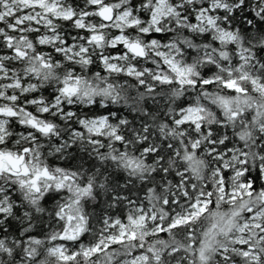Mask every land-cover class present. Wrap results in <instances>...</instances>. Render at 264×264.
I'll list each match as a JSON object with an SVG mask.
<instances>
[{
  "label": "snow or ice",
  "instance_id": "6c2138e0",
  "mask_svg": "<svg viewBox=\"0 0 264 264\" xmlns=\"http://www.w3.org/2000/svg\"><path fill=\"white\" fill-rule=\"evenodd\" d=\"M0 264H264V0H0Z\"/></svg>",
  "mask_w": 264,
  "mask_h": 264
}]
</instances>
